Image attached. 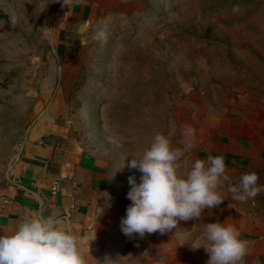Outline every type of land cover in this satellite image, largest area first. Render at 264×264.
Here are the masks:
<instances>
[{"label": "rangeland", "instance_id": "374dc122", "mask_svg": "<svg viewBox=\"0 0 264 264\" xmlns=\"http://www.w3.org/2000/svg\"><path fill=\"white\" fill-rule=\"evenodd\" d=\"M124 1L131 11L103 21L105 39L91 34L85 42L74 128L87 150L113 165L131 188L128 178L138 184L142 174L128 162L156 134L181 149L173 139L179 106L228 113L261 101L264 0ZM56 2L0 0V189L57 82ZM184 162L177 161L180 175ZM161 246L145 235L121 234L99 254L109 258L106 264H185Z\"/></svg>", "mask_w": 264, "mask_h": 264}, {"label": "crops", "instance_id": "0c3cea01", "mask_svg": "<svg viewBox=\"0 0 264 264\" xmlns=\"http://www.w3.org/2000/svg\"><path fill=\"white\" fill-rule=\"evenodd\" d=\"M130 11L124 0H57L51 17L57 82L29 123L0 189V234L12 233L34 213L54 217L62 221L59 227L76 237L84 264H106L109 258L99 252L123 235L120 222L131 204L130 188L113 165L95 157L79 139L74 100L87 38L101 21L125 17ZM260 100L248 104L246 111L215 113L186 105L175 111L173 139L181 150L184 129H194L193 147L182 156V175L197 159L222 156L229 177L219 188L225 198L220 205L204 209L199 218L179 221L164 234H145L185 264H207L203 232L214 222L234 225L247 242L242 264H264V191L244 202L232 199L229 191L230 183L237 184L249 172L259 177L258 186L264 185V88Z\"/></svg>", "mask_w": 264, "mask_h": 264}, {"label": "clouds", "instance_id": "9594fccd", "mask_svg": "<svg viewBox=\"0 0 264 264\" xmlns=\"http://www.w3.org/2000/svg\"><path fill=\"white\" fill-rule=\"evenodd\" d=\"M105 28V22L101 21L93 29L92 38L105 39ZM193 135L194 129H184V150L193 147ZM184 150L173 148L168 137L158 133L141 156L128 162L129 168L142 175L138 184L134 177L128 178L131 188L127 198L131 204L120 222L126 237L164 234L175 229L179 221L199 218L204 209H212L224 201L219 188L229 177L225 174L223 157L197 159L186 175H180L177 161ZM258 180L255 172L242 174L237 184L229 185L232 199L244 202L256 197L264 191ZM61 223L54 217L34 213L12 233L0 234V264H84L76 237L69 229L59 227ZM203 239L206 243L202 247L209 254L207 264H242L247 242L240 238L234 225L208 223Z\"/></svg>", "mask_w": 264, "mask_h": 264}, {"label": "built area", "instance_id": "2783aa9c", "mask_svg": "<svg viewBox=\"0 0 264 264\" xmlns=\"http://www.w3.org/2000/svg\"><path fill=\"white\" fill-rule=\"evenodd\" d=\"M56 191H57V188H56V187H53V188H52V193L55 194Z\"/></svg>", "mask_w": 264, "mask_h": 264}]
</instances>
